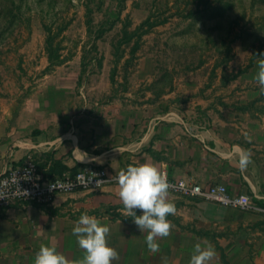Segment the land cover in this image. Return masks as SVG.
Listing matches in <instances>:
<instances>
[{
    "label": "rangeland",
    "instance_id": "obj_1",
    "mask_svg": "<svg viewBox=\"0 0 264 264\" xmlns=\"http://www.w3.org/2000/svg\"><path fill=\"white\" fill-rule=\"evenodd\" d=\"M262 55L264 0H0V153L40 121L100 114L115 101L140 107L211 94L217 113L238 118V141L251 152L259 185L264 92L255 75ZM262 190L243 194L261 205ZM221 208L233 228L168 218L174 227L155 237L156 252L134 217L108 214V243L119 252L112 264H189L196 243L214 247L208 264H264V215Z\"/></svg>",
    "mask_w": 264,
    "mask_h": 264
},
{
    "label": "crops",
    "instance_id": "obj_2",
    "mask_svg": "<svg viewBox=\"0 0 264 264\" xmlns=\"http://www.w3.org/2000/svg\"><path fill=\"white\" fill-rule=\"evenodd\" d=\"M214 101L211 94L193 100L165 98L140 107L115 101L100 114L37 122L25 139L0 153V173L7 166L22 164L29 154L45 177L55 162L66 168L62 174L93 168L108 175H119L132 163L149 162L173 179L204 187L224 185L231 194H259L262 187L264 196V183L253 181V160L246 169L239 167V150L247 149L238 141V118L217 113ZM118 193V184H108L58 194L48 206L14 203L1 210L0 264H34L42 244L55 246L69 264L80 261L84 249L72 233L77 218L85 212H105L99 219L105 224L110 213L129 214ZM167 199L176 206L168 218L182 224L196 223L217 232L223 226L234 227L223 219L218 204L169 193Z\"/></svg>",
    "mask_w": 264,
    "mask_h": 264
},
{
    "label": "clouds",
    "instance_id": "obj_3",
    "mask_svg": "<svg viewBox=\"0 0 264 264\" xmlns=\"http://www.w3.org/2000/svg\"><path fill=\"white\" fill-rule=\"evenodd\" d=\"M255 78L264 92V55L258 62ZM247 136V133H245ZM252 162L249 150H239V167L246 169ZM119 197L126 211L134 217V223L142 230L148 229L146 243L149 250L160 248L156 236H167L174 227L168 219L176 211L175 203L167 199L170 183L166 175L153 163H132L118 175ZM137 209L142 214H137ZM72 233L84 256L73 264H112L119 258L118 250L108 243L110 227L96 216L82 213L76 220ZM211 243L202 246L196 243L189 264H208L215 256ZM34 264H69L67 258L55 246L42 244L35 256Z\"/></svg>",
    "mask_w": 264,
    "mask_h": 264
},
{
    "label": "built area",
    "instance_id": "obj_4",
    "mask_svg": "<svg viewBox=\"0 0 264 264\" xmlns=\"http://www.w3.org/2000/svg\"><path fill=\"white\" fill-rule=\"evenodd\" d=\"M161 171L170 183L168 193L264 215V202L256 205L246 194H231L224 185L204 187L188 180L173 179L168 176L166 170ZM108 184H118V175H108L104 170L93 168H84L74 174L64 173L47 179L39 171L33 156L29 154L22 164L7 166L0 173V211L14 203L48 206L58 194L97 190Z\"/></svg>",
    "mask_w": 264,
    "mask_h": 264
},
{
    "label": "trees",
    "instance_id": "obj_5",
    "mask_svg": "<svg viewBox=\"0 0 264 264\" xmlns=\"http://www.w3.org/2000/svg\"><path fill=\"white\" fill-rule=\"evenodd\" d=\"M46 46H47V51H48L49 62L52 63L54 56H53V46H52V42H51L50 38H47ZM65 170H66V168L64 166L55 162V163H53L52 167L50 168L46 178L47 179H53V178L61 175Z\"/></svg>",
    "mask_w": 264,
    "mask_h": 264
}]
</instances>
